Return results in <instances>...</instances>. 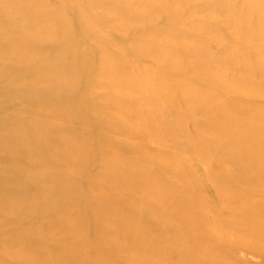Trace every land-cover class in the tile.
<instances>
[{"label": "rangeland", "instance_id": "obj_1", "mask_svg": "<svg viewBox=\"0 0 264 264\" xmlns=\"http://www.w3.org/2000/svg\"><path fill=\"white\" fill-rule=\"evenodd\" d=\"M17 1L15 4L18 8ZM109 3L45 0L43 8L53 12L63 7V4L76 7L77 12L69 8L66 13L71 19V26H76L73 41L80 58L86 47H94V43H107L116 52L114 60L117 67L123 73L133 76V79L138 75L140 82L146 85L149 99L145 92L142 94L143 90L139 86L136 89L139 93L125 96L128 102L126 106V101L118 92L97 78L99 60L96 55L91 56L89 70L76 71V67L59 59L61 47L50 36L40 38L41 43L38 42L37 53L45 54H41L44 58L39 54L40 57L35 60L13 61V64L9 62L6 67L0 63V88L9 90L6 96L8 100H4L0 94V103L2 99L7 103L10 101L4 111L0 109V123L6 121L0 136V264H46L47 261L48 264H84L92 258L103 261V264H126L129 253L124 246L115 249L114 255H107L97 251L99 243L92 241L95 232V199L99 191L106 190L127 202L131 208L139 209L141 186L130 178L128 168L132 172L147 170L151 179H163L159 160L161 150L169 153V161L172 160L169 170L179 172L183 179L181 183L189 187L192 203L203 219L206 240L202 244L203 253L193 264H211L209 259L215 264H264V229H260L262 234L259 233L255 240L248 238L244 228H238L232 220L233 210L242 207L244 201L237 200L233 209H230L221 201L217 191V186L222 184L220 177L215 174L218 161L223 162H220L221 166L230 175L244 181L240 163H226L217 154H209L207 161L200 159L201 155H197L196 150L199 141L206 138V127L195 124L183 109L177 89L161 93L157 90L150 75L151 61L144 59L131 44L142 31L143 25L135 23L124 32L111 19L115 11ZM33 4L30 1L25 8H32ZM188 6L186 10L182 7L184 10L181 13L185 14L177 20L178 30L183 31L197 23V18H192L189 13L194 16V12L197 9L199 11L202 5L193 2ZM234 6L243 10L250 8L253 20L259 24L264 20L261 11L254 10L250 0H234ZM224 13L218 20L220 26L226 28L229 14ZM202 16L207 18L209 14L204 13ZM164 22L165 16H158L151 22V30L157 29ZM261 24L264 25V21ZM4 26V31L8 33L9 27L6 24L1 26L0 23V31ZM204 26L203 30L208 32L209 27ZM82 28L87 32L82 33ZM207 51L212 56L222 53L216 42H210ZM47 58L51 59L47 65L53 68L54 73L59 71L60 66L64 69L61 81L56 80L45 86L43 99L39 98L34 103L33 107L39 111L35 113L32 122H23L15 129H10L9 120L19 114V85L30 82L36 65L45 63ZM170 76L182 79L184 83L192 81L183 74L173 73ZM197 93L202 94L200 90ZM222 102L224 108L228 103L236 108L264 110V96L259 95H231ZM228 116L233 122L236 112L232 110ZM247 145L250 146V143ZM242 166L246 169L245 165ZM165 177L175 183V180ZM47 186L52 187L53 194H48ZM263 188L264 184H259L257 191ZM261 195L257 196L264 200V192ZM67 196H76L77 199L69 204ZM181 196L187 199V193L181 192ZM20 199L27 201L29 207L16 213L15 202ZM110 214V209L106 210V215ZM170 220L171 230L153 219L138 225L142 231L153 234L156 238L154 241L161 242L168 238L173 240L178 234L183 236L185 227ZM67 233L75 234L71 243L63 241ZM116 239L124 245L131 241L128 235L124 239L107 237V241ZM161 245V253L167 255L168 251L162 242ZM53 253L59 256V261L52 262ZM176 257V252L167 255L172 263L176 262ZM156 258L147 256L145 259L151 264H159ZM161 262L165 264L164 260Z\"/></svg>", "mask_w": 264, "mask_h": 264}, {"label": "bare ground", "instance_id": "obj_2", "mask_svg": "<svg viewBox=\"0 0 264 264\" xmlns=\"http://www.w3.org/2000/svg\"><path fill=\"white\" fill-rule=\"evenodd\" d=\"M15 1L17 0H3V2L0 0V3H3L0 10L1 26L6 24L9 27L8 33L4 31L5 26L0 31V63L5 67L9 62H28L40 57L43 53L39 52L40 55L37 53L38 42L40 38L50 36L61 47L59 59L67 65L76 67V71L89 70L91 56L96 55L99 60L97 78L107 87L118 92L124 101H126L127 94L131 96L136 92L139 93L136 91L139 86L143 90L142 94L145 92L147 98H150L146 85L140 82L138 75L134 78L137 85L133 76L123 73L117 67L114 60L116 52L107 43H94V47H86L82 59L80 58V53L73 41L76 23L75 27H72L71 19L66 13L69 8L76 11V7L63 4L64 8L58 7L56 8L58 11L49 12L50 9L43 8L45 0H18V8ZM30 1L34 3L32 8H25ZM93 1L101 4L110 2L109 5L111 4L115 11L111 19L116 21L124 32L135 23L143 25L142 31L134 37L131 44L144 59L151 61L150 75L157 90L161 93L168 92L172 88L177 89L183 109L193 118L195 124L206 127L204 131L206 138L199 141V148L196 150L197 155H201L200 159L207 161L209 154H217L226 163L232 164L235 161L240 163L239 167L245 178L244 181L230 175L221 166V161H218V171L215 174L220 177L222 184L217 186V191L221 201L226 203L230 209H233L237 200L244 201L242 207L233 210L232 220L238 228H244L248 238L255 240L259 237L260 229H264V200L257 196L264 192V188L257 191L258 185L264 184V110L236 108L228 103L224 108L222 100L228 99L231 95L264 96V25L261 24L264 20L260 22V25L257 20H253L250 8L243 10L237 6L233 7L234 0ZM250 1H252L254 10H260L264 16V0ZM193 2L202 5L199 11L197 9V12H194V16L188 11L189 15L192 14V18H197V23L192 27L184 28L187 25L183 26V31L178 30L177 20L185 14L181 12ZM223 12L229 14L227 29L221 27L218 20ZM204 13H208L209 16L203 18ZM161 15L165 16V22L157 29L151 30V22ZM204 25L209 27L208 32L203 30ZM81 30L82 33L87 32L84 28ZM225 33L228 35L225 36ZM210 42H216L222 53L215 56L210 55L207 51V45ZM50 60L47 58L45 63L41 62L40 65L38 63V67L36 65L33 70L30 82L19 85L17 91L20 94V99H17L20 100L19 114L16 118L9 120L10 129H15L23 122H32L35 119V113L39 111L38 108L35 110L33 107L34 103L45 95V86L47 87L56 80L61 81L64 69L60 66L59 71L54 73L53 68L47 65ZM240 70L241 73H239ZM173 73L183 74L185 77H190L192 81L184 83L182 79H173L170 76ZM198 90L202 92L201 95H198ZM8 92L6 88H0V94L4 100H8L6 98ZM1 95L0 98H2ZM9 102H3L2 99L0 109L7 107ZM229 110L236 112L233 122L229 120ZM5 122L3 120L0 123V136L3 133L2 127ZM248 143L250 146L247 145ZM168 154L161 150L159 157L162 166L160 173L163 179L160 177L151 179L147 170L132 172L128 168L130 178L141 186V207L139 209L131 208L127 202L112 195L109 191L98 192L93 210L96 213L93 215L95 232L92 237V241L99 243L97 251L114 255L115 249H119L122 245L129 253L126 264H151L145 259L147 256H156L159 264H163L161 260H164L165 264H193L198 260L200 253H203V241L206 240L203 219L195 204L192 203L193 198L189 187L181 183L183 179L179 172L175 169L169 170L172 160L169 161L170 155ZM242 165H245L246 169ZM165 176L175 180L176 184L171 183ZM46 190L48 194H53L51 186H47ZM181 192L187 193V199H183ZM75 199H77L76 196L66 198L69 204ZM15 203L14 212L16 213L29 207V203L22 199ZM109 209L111 216L106 215V210ZM150 219L155 220L159 225L167 226L170 230L172 229L170 219L179 223V226L185 227L183 236L178 234V237L173 240L168 238L161 241L168 251L167 255L176 252V262H170L167 255L160 251L161 242L154 241V235L142 231L138 225ZM74 235V233H67L63 241L71 243ZM127 235L131 241H127L125 245L117 239L107 241L108 236L124 239ZM179 248L181 249L177 252ZM51 259L52 262L60 260L56 253L51 255ZM209 261L215 264L212 259ZM84 264H103V261L92 258Z\"/></svg>", "mask_w": 264, "mask_h": 264}]
</instances>
